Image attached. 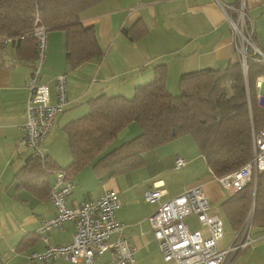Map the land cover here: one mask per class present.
Returning <instances> with one entry per match:
<instances>
[{"label": "crops", "instance_id": "0c3cea01", "mask_svg": "<svg viewBox=\"0 0 264 264\" xmlns=\"http://www.w3.org/2000/svg\"><path fill=\"white\" fill-rule=\"evenodd\" d=\"M240 2L251 20L253 43L264 55V0H102L82 11L78 18L83 26L92 28L102 54L73 69L67 63L63 30H48L41 81L48 85L50 101L54 103L55 79L65 74L67 102L39 145L47 158L56 167L69 165L71 153L62 128L88 112L89 98L99 94L131 97L136 86L152 80L157 65L165 66V87L175 94L183 74L223 67L239 59L238 40L219 4L238 6ZM233 11L230 13L235 17ZM16 46L15 39L4 42L0 38V264H74L62 258L46 262L27 259L30 253L45 249L37 229L41 220L55 215L56 208L44 196L45 184H38L40 179L15 178L32 153L19 142V126L26 119L25 83L34 65V58L25 56ZM139 128L132 121L113 141L128 135V139L135 137ZM150 153L149 164V158L144 157ZM177 155L184 157L186 164L176 167ZM143 158L141 168H145L140 172H136L138 168L102 179H98L91 164L83 166L70 177L74 187L68 203L75 206L107 190L115 191L119 201L115 218L125 225L124 236L135 248L134 264H172L163 260L150 229L147 216L156 204L144 201L143 191L156 182L165 189L163 197L167 198L199 186L214 214L211 202L221 203L228 194L209 171L190 135L145 152ZM169 170L175 174L167 175ZM52 181L53 173H48V183ZM73 231V222L65 220L62 229L52 228L44 234L50 244L64 245L70 242ZM249 234L252 242L236 252L228 264H264V232L251 236L249 229ZM231 236L225 242L223 234L219 247L235 244L240 237L235 233ZM109 255L103 254L99 261L109 260Z\"/></svg>", "mask_w": 264, "mask_h": 264}, {"label": "trees", "instance_id": "16d2710c", "mask_svg": "<svg viewBox=\"0 0 264 264\" xmlns=\"http://www.w3.org/2000/svg\"><path fill=\"white\" fill-rule=\"evenodd\" d=\"M100 1L0 0V38L15 39L18 51L34 58L37 40L30 32L38 17L47 31L63 30L69 69L76 68L102 54L92 28L78 19L82 11ZM246 75L245 81L237 59L223 67L183 74L179 92L173 94L165 87V66L157 65L152 80L136 86L131 97L99 94L89 98L88 112L62 128L71 153V162L62 169L71 177L91 164L98 179L114 177L141 168L145 152L185 135L195 140L215 177L239 168L251 155L252 129L264 127V106L255 100V81L264 75V61L248 59ZM132 121L139 125V134L106 150ZM42 159L31 154L15 178L40 179L37 182H44V196H48V173L60 167L46 154ZM220 202L237 237L248 220L251 236L264 232V171L257 174L254 184L248 182Z\"/></svg>", "mask_w": 264, "mask_h": 264}, {"label": "built area", "instance_id": "2783aa9c", "mask_svg": "<svg viewBox=\"0 0 264 264\" xmlns=\"http://www.w3.org/2000/svg\"><path fill=\"white\" fill-rule=\"evenodd\" d=\"M226 19L233 28L238 43L236 50L246 79L248 59L264 61V55L253 43L251 20L242 2L238 6L219 4ZM234 10V11H233ZM236 13L235 17L230 12ZM36 17L34 28L30 32L37 40V51L32 71L26 80L28 95L26 99V119L19 126V142L32 151L31 154L43 160L45 152L39 146L51 131L54 118L66 105L65 74L55 79L56 101L51 103L50 91L41 81V68L46 55L47 28ZM12 38H1L7 42ZM248 46L253 48L249 52ZM255 86L259 89L256 102L264 106V75L256 78ZM251 155L239 168L220 176L218 182L227 194L233 193L248 182L255 183L257 174L264 171V127L251 132ZM186 164L184 157H175V166ZM53 181L50 185L49 199L56 208L52 217L41 220L37 233L45 243L42 252H32L28 260L50 261L65 259L74 264H134V246L124 236L125 225L115 218L119 207L117 193L107 190L98 197L89 198L79 204L71 205L68 198L74 183L62 168L51 170ZM212 173V171L209 169ZM195 186L173 197L164 198L166 191L162 185L154 182L143 191V199L149 204H156V209L147 216V220L157 242L160 254L165 262L172 264H228L230 258L248 246L250 238L249 220L240 233L239 240L226 248H220L223 237V222L219 215L211 211L208 198ZM194 213L202 224L201 229H190L185 222L188 214ZM65 220L73 222L74 231L70 242L52 245L48 242L46 231L52 228L62 229ZM109 253L110 259L99 261L100 256Z\"/></svg>", "mask_w": 264, "mask_h": 264}, {"label": "rangeland", "instance_id": "374dc122", "mask_svg": "<svg viewBox=\"0 0 264 264\" xmlns=\"http://www.w3.org/2000/svg\"><path fill=\"white\" fill-rule=\"evenodd\" d=\"M250 49L253 50V48H252L251 46H248L247 50H248L249 52H250ZM178 92H179V91L176 90L174 93L177 94ZM62 125H63V124H62ZM62 125H59V131H60V132L62 131V130H61V126H62ZM62 134H63V133H62ZM132 136H133V135H132ZM128 137H130V135H128L126 138H121V137H119L118 139L121 138V140H123V139H128ZM131 138H132V137H131ZM118 139H116L115 141L111 142V144H110L109 146H107L106 150H110V149L116 147V146L119 144V142H121V140H118ZM129 139H130V138H129ZM151 156H152V154L150 153V155H145V157H144L145 159H146L147 157L149 158V164L152 162V157H151ZM144 168H145V167H142V168L138 169L136 172H140V171L143 170ZM173 174H175L174 171H171V170L167 171V175L172 176ZM211 206H212V208L215 209V214L219 215L220 218H221V220H222V222H223V227H224V232H223V234H224V238H223V239H224V241H225V242L230 241L229 238L232 237L231 235L234 234V232L231 230V227L228 226V223L226 222L225 216H224V214H222L223 212L220 210V203L213 204V203L211 202ZM185 222L188 224L189 228L192 229V230H194V229H201L202 224L199 223V221L197 220V216L194 215V213L189 214V215L185 218Z\"/></svg>", "mask_w": 264, "mask_h": 264}]
</instances>
